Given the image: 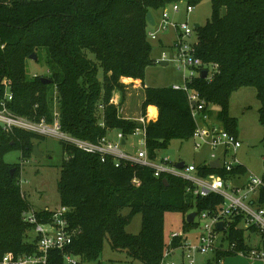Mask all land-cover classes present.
I'll use <instances>...</instances> for the list:
<instances>
[{
	"label": "trees",
	"instance_id": "trees-1",
	"mask_svg": "<svg viewBox=\"0 0 264 264\" xmlns=\"http://www.w3.org/2000/svg\"><path fill=\"white\" fill-rule=\"evenodd\" d=\"M179 1L195 7L204 0H0V108L11 93L8 107L14 114L53 123L57 112L63 132L91 141L113 131L123 132L126 141L128 135L144 128L152 158L172 140L192 138L196 123L182 90L144 87L142 116L147 117L150 105L159 109L157 119L145 126L122 117L112 101L115 91L125 98L132 86L125 78L144 82L147 67L155 61L148 38V12H161ZM211 3V18L195 30V53L205 63L218 64V69L213 79L199 76L189 86L200 93L210 114V106L219 107V123L236 136L237 120L229 114L231 96L242 87H254L264 128V0ZM33 53L37 61L44 54L45 74L29 75L28 61ZM44 139L46 136L22 129L8 133L0 125V264L6 254L14 260L39 252L35 225L23 219V213L33 207L22 195L21 166L3 157L18 148L23 158H30L34 144ZM59 141L64 159L58 190L61 205L70 208L66 217L76 234L65 249H51L46 264H69L66 255L76 258L75 264L96 260L106 239L113 249L125 250L135 260L161 264L165 250L186 239L174 238L169 245L165 237L167 211L186 213L195 206L198 215L223 203L216 194H188L187 182L181 177H156L151 167L127 161L116 166L111 156L104 162L98 154ZM199 169L203 175L223 174L208 165L201 164ZM235 172L245 175L247 168L240 165ZM262 195L264 204V192ZM126 208L130 209L128 215L122 213ZM138 213L143 217L142 229L131 234L126 227ZM37 215L39 221L46 222L52 213L44 209ZM240 223L237 217L231 224L230 241L238 240V247L250 249L255 246L252 237L259 240L257 229H243L238 227ZM185 224L188 229L195 221ZM229 255L234 254L217 252L216 261Z\"/></svg>",
	"mask_w": 264,
	"mask_h": 264
},
{
	"label": "built area",
	"instance_id": "built-area-1",
	"mask_svg": "<svg viewBox=\"0 0 264 264\" xmlns=\"http://www.w3.org/2000/svg\"><path fill=\"white\" fill-rule=\"evenodd\" d=\"M183 4H185L187 15L193 12L194 6L192 5L183 1L173 3L170 7L161 11V19L156 22V26L149 24L148 38L159 39V31L168 30L169 28L175 30L176 35L172 46L174 54L170 60L177 62L178 68L183 70L184 83L182 85L174 84L172 87L187 93L196 123V129L192 136L195 141V148L202 149L207 146L209 149V159L205 160L203 165L211 166V162L218 159L219 168L216 170H220L224 175L221 173L203 175L199 169V164L195 162L185 163L183 168H178L177 164L181 160L172 161L168 157L158 156V154L154 158L150 157L145 134L146 147H141L137 154L131 155L123 150L127 142L123 144L125 137L121 131L116 133L115 138L107 135L97 141H91L76 138L63 132L57 112H55L53 123H49L44 119L37 122L16 115L8 107V103L13 99L11 93H8L1 102L0 125L8 133L15 129H22L46 137H54L82 151L98 154L104 162L111 156L115 159L116 166L127 161L151 167L156 177H161L164 174L181 177L187 182V193L194 197H208L211 194L221 196L223 203L217 209L203 211L201 214L202 218H210L211 221L200 223L204 232L198 237L199 244L192 246L187 242V239H184L185 241L180 246H169L164 252L161 264H164L167 257L179 253L183 255V260L187 257L190 263L195 264L194 254L196 251L207 253L212 249L217 252H230L249 260L264 263V204L261 202L262 192H264V178L251 174L243 179L244 174L233 173L242 165L236 158L237 151L243 145L242 140L239 136L226 130L220 123L211 120L210 112L206 111L205 100L198 91L189 86V83L195 78L202 77L203 70L208 71L206 77L208 80L213 79L218 64L205 63L196 55L197 37L194 42L188 40L195 35L196 28L189 25L188 21L180 22L172 18L170 10L173 14H178ZM152 27H157L158 30L154 31ZM167 59H169L168 55L163 52L159 61H168ZM100 109H103V105L100 106ZM139 121L145 126L148 118L142 116ZM101 125H105L103 121H101ZM133 182L140 184L137 179H134ZM46 209L52 213L51 218L47 219L46 222L39 221L37 211L34 209L23 213L24 221L35 225V232L39 236V252L33 255H21L14 260L11 259L10 254H6L2 260L3 264H46L51 249L63 250L72 243L76 230L70 227L66 217L70 208L61 205L57 209ZM237 217L241 218L238 227L248 230L249 227L254 226L257 229L259 242L262 246H254L250 249L240 248L238 247V240L230 241L228 231ZM221 221L224 223L223 230H219L217 227V224ZM180 237H185V235L172 234L169 245L172 244L174 238ZM226 241H229L227 246H225ZM65 259L69 264H75L78 261L70 255H66ZM169 264L177 263L173 261Z\"/></svg>",
	"mask_w": 264,
	"mask_h": 264
},
{
	"label": "rangeland",
	"instance_id": "rangeland-1",
	"mask_svg": "<svg viewBox=\"0 0 264 264\" xmlns=\"http://www.w3.org/2000/svg\"><path fill=\"white\" fill-rule=\"evenodd\" d=\"M172 18L180 22L188 21L189 25L195 24L204 25L212 14L211 0H204L202 3L194 7L192 13L187 15L185 4L181 6V11L178 14H173L170 10ZM157 20L161 19V12H154ZM152 30L157 31V27H152ZM176 32L173 28L158 32L159 39L173 40ZM159 39L149 38L152 44V58L155 60L153 64L146 69L145 83L151 87L172 86L174 84L182 85L184 83L183 70L178 68L177 62L170 60L173 57V47H164ZM196 35L189 38V42H194ZM163 52L168 55V65H163L159 61ZM28 72L31 77L45 74L47 72V63L44 54L40 55L39 61L30 59L28 61ZM102 71L99 72V78L102 79ZM135 93L133 97L130 96V101L135 104L142 98ZM138 104V103H137ZM140 105V104H139ZM261 103L257 98V91L254 87H242L235 91L230 99L229 114L236 118L237 127L236 132L242 140L243 145L237 151V160L247 168V172L243 176H250L251 174L258 177H264V128L259 121V108ZM219 107L210 106L211 120L219 123L217 114ZM222 125V124H221ZM117 131L114 133L115 138ZM127 144L124 151L135 155L141 149L146 147L143 128H139L135 133L128 135L126 138ZM39 144L41 156L33 155L30 158H23L20 149H13L4 154V160L11 164H20L21 177L20 184L22 195L31 204L34 210L41 211L46 208L57 209L61 206V199L58 190L61 169L63 164V148L61 142L54 137H46L44 140L37 141ZM209 149L207 146L202 149L195 148V141L193 138L188 140L174 139L170 142L167 149H158V156L168 157L172 161H184L185 163H197L199 165L209 159ZM197 211V208L190 207L184 213L181 211H167L165 213V237L167 242L171 240V235L180 233L185 235L189 244L198 245L199 235L204 232L200 223H209L210 218L204 219L201 213L196 216L195 224L191 227H186L187 215ZM129 208L122 211L124 215H128ZM185 220V221H184ZM143 217L141 213L136 214L131 222L126 227L131 234H138L142 229ZM186 232V233H185ZM229 241H226L227 246ZM216 250H209L207 253L196 251L194 254L195 264H205L211 262L213 264H224L225 261L231 260L233 256H226L221 258L219 262L216 261ZM182 254H176L165 259L164 264L176 262L177 264H192L189 260H183ZM237 256V255H236ZM235 256V257H236ZM238 257V256H237ZM81 260L80 258H78ZM83 264H146L141 260H135L129 256L125 250H115L111 247L109 239L104 241L101 255L96 260L84 261Z\"/></svg>",
	"mask_w": 264,
	"mask_h": 264
},
{
	"label": "crops",
	"instance_id": "crops-1",
	"mask_svg": "<svg viewBox=\"0 0 264 264\" xmlns=\"http://www.w3.org/2000/svg\"><path fill=\"white\" fill-rule=\"evenodd\" d=\"M155 16V14H154ZM156 19V18H155ZM156 21H159L156 19ZM173 40L171 41L166 39L164 40L163 38H160V42L164 47H172L173 46V41L175 39V37H172ZM124 81L126 83L131 84L132 86L130 88H128L125 98L123 97V94L121 91H115L113 94V102L118 106L119 108V113L122 117L125 118H129L135 121H138L140 124L141 122L139 121V119L142 117V109H141V105L142 102L144 100V87H148V85L144 82H142L141 80H134L132 78H125ZM144 83V85H143ZM137 93L139 98L140 96H142L141 100L139 102H137L136 104L132 101H130V96L133 97V95ZM140 104V105H139ZM159 114V109L157 106L155 105H150L147 109V118L148 121L149 120H156ZM116 131H113L112 133H110L111 137H113L114 133ZM254 237V238H253ZM252 237V241H253V245L255 246H260V242L258 240V238H255V236ZM217 254V253H216ZM229 256H233L231 257V260L225 261L224 264H264L261 261H257V260H249L245 257L242 256H236V255H229ZM236 256V257H235ZM226 257V256H224Z\"/></svg>",
	"mask_w": 264,
	"mask_h": 264
},
{
	"label": "water",
	"instance_id": "water-1",
	"mask_svg": "<svg viewBox=\"0 0 264 264\" xmlns=\"http://www.w3.org/2000/svg\"><path fill=\"white\" fill-rule=\"evenodd\" d=\"M147 22H148V24H150L151 26H156V22H157V21H156V19H155L154 13H153L152 11H149L148 14H147ZM194 27L197 29V28L200 27V24H195ZM30 59H33L34 61H37V60H38V56H37V54H36V53H33V54L30 56ZM162 64H163V65H168L169 62H168V61H164ZM207 75H208V71H207V70H203V71H202V77H203V78H206ZM42 80H43L44 82H46V83H50V82H51V80H50L49 78H47V77H42ZM125 143H126V141L124 140V141H123V144H125ZM33 155H35V156H41V155H42L38 143L34 144V147H33ZM184 164H185V162H184V161H181V162H179V163L177 164V167H178V168H183V167H184ZM210 167H211L212 169H217V168H219V160L217 159V160L212 161ZM164 182L167 183V182H168V179L165 178V179H164ZM196 216H197V212H196V211H195V212H192V213H189V214L187 215V221L190 222V223H193V222L195 221V219H196ZM217 227H218L219 230H223V229H224V223H223L222 221L219 222V223L217 224Z\"/></svg>",
	"mask_w": 264,
	"mask_h": 264
}]
</instances>
